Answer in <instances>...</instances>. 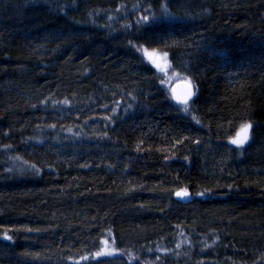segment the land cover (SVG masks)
<instances>
[{"label":"trees","instance_id":"trees-1","mask_svg":"<svg viewBox=\"0 0 264 264\" xmlns=\"http://www.w3.org/2000/svg\"><path fill=\"white\" fill-rule=\"evenodd\" d=\"M0 264H264V0H0Z\"/></svg>","mask_w":264,"mask_h":264},{"label":"rangeland","instance_id":"rangeland-1","mask_svg":"<svg viewBox=\"0 0 264 264\" xmlns=\"http://www.w3.org/2000/svg\"><path fill=\"white\" fill-rule=\"evenodd\" d=\"M143 54H144L145 59L157 70V72L159 73V76L161 78V81L163 83V86L166 89H168L169 92H171V89L173 86H175L178 83L183 82L181 77H179L177 74H174L170 70L169 65H168V59L164 54H161L158 52H150V53L143 52ZM186 110H188V106H182V111H186ZM244 128L245 127H243L241 130H239L238 133L235 135V137L232 140L236 139L242 133V130ZM249 132H250V128L248 129V140H249ZM247 141L243 145H245L247 143ZM233 145H235V144H233ZM178 192H183V191H178ZM175 198L179 201H184V202L191 200V196L189 194L186 197L185 196H177L175 194ZM112 251H113V249L111 247V243H109V241H105L101 251L96 256L101 257L104 255H111V254H113Z\"/></svg>","mask_w":264,"mask_h":264},{"label":"snow or ice","instance_id":"snow-or-ice-1","mask_svg":"<svg viewBox=\"0 0 264 264\" xmlns=\"http://www.w3.org/2000/svg\"><path fill=\"white\" fill-rule=\"evenodd\" d=\"M144 21L148 20L147 16H144L142 18ZM163 19V17L161 18ZM194 95V93L190 90L187 95L183 98L179 100V103L183 104V105H188L189 100L192 98V96ZM251 127V125L246 126L243 130L242 133L234 140L231 141L232 144H235L237 146H243V144L248 140V129ZM177 196H188L187 191H183V192H177L176 193Z\"/></svg>","mask_w":264,"mask_h":264},{"label":"water","instance_id":"water-1","mask_svg":"<svg viewBox=\"0 0 264 264\" xmlns=\"http://www.w3.org/2000/svg\"><path fill=\"white\" fill-rule=\"evenodd\" d=\"M190 90L193 92L191 85L186 82H182V83H178L175 86H173L170 93H171L173 100L179 103V100L183 99Z\"/></svg>","mask_w":264,"mask_h":264}]
</instances>
